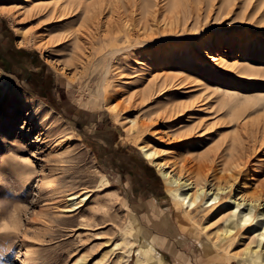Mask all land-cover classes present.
I'll use <instances>...</instances> for the list:
<instances>
[{"label": "rangeland", "instance_id": "374dc122", "mask_svg": "<svg viewBox=\"0 0 264 264\" xmlns=\"http://www.w3.org/2000/svg\"><path fill=\"white\" fill-rule=\"evenodd\" d=\"M134 1L0 0V264H250L159 166L264 211V0Z\"/></svg>", "mask_w": 264, "mask_h": 264}, {"label": "bare ground", "instance_id": "6f19581e", "mask_svg": "<svg viewBox=\"0 0 264 264\" xmlns=\"http://www.w3.org/2000/svg\"><path fill=\"white\" fill-rule=\"evenodd\" d=\"M137 1L139 2L137 3ZM134 6L139 9V14L142 16L141 19H145L147 24L150 23L151 29L153 30L154 26H157L159 22L158 14L160 10L156 9L158 6L157 0H135ZM168 8L170 9L171 14L168 15L169 17L167 19L169 20L167 24L170 25H172L173 23L175 24L176 22L180 23L183 17V20L185 22L187 21L185 17H189L192 19L199 18V12L195 13L193 8H190L188 10L185 9L184 11H182L181 0H173V2L168 5ZM164 30H166V28H164ZM223 57L224 56L220 54L216 55L214 56L213 61L222 60L224 59ZM37 105H42V103L37 101ZM132 122L135 123L134 121ZM247 126L248 124L245 123L243 128L245 129ZM140 149L144 153L146 159L150 161L156 159V155H158L156 150L151 149L148 146H141ZM159 169L160 175L169 193L174 198H176L183 207L187 209H192L189 212L187 211V214L189 215L190 219H193V216H190L192 211L196 210L197 212H199V208L201 207L202 201H205V204H209L210 207L216 208L215 210H220L222 213H226V215L223 217L225 224L224 229L222 231V241L226 239L232 241L240 231L247 227H252L254 233L253 235L255 238L258 239L257 244L255 246L256 250H253L251 249V246H248L245 249V254L246 256H249L250 264H264L262 254H260L259 249L264 239V211L259 210L258 212H256V207L252 203L246 205L244 203L237 202L235 199H233L232 196H230L229 198L223 197L227 193H225L224 189L220 187L219 190L217 188V193L207 192V190H205V180L203 184H195L192 181H183L180 178H176L174 175L171 174L172 172L167 171V167L163 164H160ZM193 190L195 191L193 192ZM79 197L80 195L73 193L70 196L69 200L75 201L78 200ZM73 207H76V209L78 208L76 202H73ZM74 209L75 208H70L69 210L73 211ZM82 262L83 260L80 259L77 261L76 264Z\"/></svg>", "mask_w": 264, "mask_h": 264}, {"label": "trees", "instance_id": "16d2710c", "mask_svg": "<svg viewBox=\"0 0 264 264\" xmlns=\"http://www.w3.org/2000/svg\"><path fill=\"white\" fill-rule=\"evenodd\" d=\"M60 111V110H59Z\"/></svg>", "mask_w": 264, "mask_h": 264}]
</instances>
